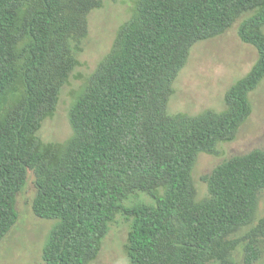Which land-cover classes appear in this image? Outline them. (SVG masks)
Here are the masks:
<instances>
[{
    "label": "trees",
    "instance_id": "trees-1",
    "mask_svg": "<svg viewBox=\"0 0 264 264\" xmlns=\"http://www.w3.org/2000/svg\"><path fill=\"white\" fill-rule=\"evenodd\" d=\"M103 6L0 0V244L18 222V196L32 176L35 216L57 221L44 264H93L118 216L130 223V264H255L264 242L256 215L264 147L203 177V200L193 174L199 156H219L253 113L251 96L264 81V0H133L73 97L71 137L45 142L38 134L80 66L90 14ZM241 18L238 36L258 58L226 91L225 108L169 114L193 47ZM140 195L152 203L126 204ZM240 248L243 263L235 259Z\"/></svg>",
    "mask_w": 264,
    "mask_h": 264
},
{
    "label": "rangeland",
    "instance_id": "rangeland-1",
    "mask_svg": "<svg viewBox=\"0 0 264 264\" xmlns=\"http://www.w3.org/2000/svg\"><path fill=\"white\" fill-rule=\"evenodd\" d=\"M103 1L104 6L89 16V35L84 42V51L79 57L80 66L70 84L63 89L55 116L43 123L38 134L45 142H64L71 137L68 113L73 97L80 90L84 78L96 69L110 50L117 30L130 14L133 0ZM243 18L225 34L193 47L188 64L175 82V94L168 106L169 114L196 115L206 109L220 112L225 108L223 100L226 91L251 70L258 58L257 50L243 43L238 36V27ZM251 99L253 113L240 129L236 140L222 144L219 147V156H199L193 174L198 200L208 197V187L202 178L210 175L219 164L231 157L264 147V81L252 94ZM31 178L32 176L18 196V222L0 244V264H44L42 247L57 221L35 216L32 204L36 190ZM137 203L151 204L152 200L140 195L126 202L128 206ZM256 215L257 220L264 218V192L259 197ZM129 229L130 223L118 216L110 226L99 257L93 264H130L124 248ZM242 233H245V230ZM261 249V258L255 264H264V242ZM235 259L239 263L244 262L243 249L238 250Z\"/></svg>",
    "mask_w": 264,
    "mask_h": 264
}]
</instances>
